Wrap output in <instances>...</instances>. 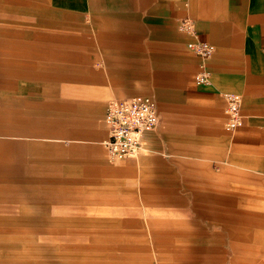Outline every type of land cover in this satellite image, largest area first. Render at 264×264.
Wrapping results in <instances>:
<instances>
[{
    "label": "rangeland",
    "instance_id": "1",
    "mask_svg": "<svg viewBox=\"0 0 264 264\" xmlns=\"http://www.w3.org/2000/svg\"><path fill=\"white\" fill-rule=\"evenodd\" d=\"M64 12L49 18L56 24L55 31L67 36L64 44L0 52V62L16 60L12 64L17 69L33 71L32 75H0V178L8 163L21 166L24 158L57 163L64 157L72 187L79 186L89 200L81 215L76 211L81 203L66 204L73 206L68 207L70 215L75 216V210L86 222L70 226V233L82 240L55 241L60 251L67 246L71 252L64 257L54 255V261L264 264V173L232 161L238 149L233 141L230 144L224 114L209 117L167 110L136 156L109 161L100 143L105 135L106 99L148 94L157 106L155 83H147L139 74H124L127 70L112 73L113 66L103 64L101 49L86 48V36L96 39L95 30L86 32L90 19L81 12ZM178 47L184 48L182 44ZM152 48L153 59L166 51L168 55L175 52L170 46L163 50L159 43ZM62 65L68 68L66 80L60 73ZM13 97L26 98L29 103L15 104L10 102ZM95 100L97 111L91 105ZM63 103L72 106L63 113L68 121L62 130L42 115L49 109L62 114ZM30 106L37 109L32 121L24 119ZM18 141L25 142L23 149L15 145ZM31 141L37 143L35 147H29ZM110 167L114 170L109 171ZM161 193L178 194L181 199L158 201L150 195ZM7 197V190L0 187V206L14 204ZM18 198L23 199L22 195ZM206 206L213 218L198 213Z\"/></svg>",
    "mask_w": 264,
    "mask_h": 264
},
{
    "label": "crops",
    "instance_id": "2",
    "mask_svg": "<svg viewBox=\"0 0 264 264\" xmlns=\"http://www.w3.org/2000/svg\"><path fill=\"white\" fill-rule=\"evenodd\" d=\"M64 11L81 12L90 19L86 32L95 30L96 39L86 36V48L101 49L103 64L112 65V73L127 70L124 74H139L147 83H155L159 122L144 140L157 131L167 110L209 117L224 114L226 120L223 92H233L240 98L242 124L230 131L225 129L230 144L233 141L238 149L232 161L264 173V0H0V52L64 44L67 36L58 34L56 24L49 20ZM184 15L194 20L199 37L213 47L205 60L210 71L206 84L195 83L200 58L186 48L187 37L177 30V20ZM113 20L119 21L113 25ZM81 40L84 43L82 32ZM157 43L163 50L170 46L175 52L168 55L166 51L153 59L152 47ZM180 44L184 48L178 47ZM12 62L17 61L2 59L1 76L33 74L17 69ZM59 68L66 80L67 65ZM111 97L119 96L107 99ZM10 102L28 104L29 100L13 97ZM91 105L97 111V101ZM71 106L60 104L62 114L49 109L42 118L63 130L68 121L63 113ZM36 113L37 109L30 106L24 119L32 121ZM27 144L35 147L37 143ZM15 145L23 149L25 142ZM2 168L6 174L0 178V187L7 190V199L14 204L0 206V211L5 212L0 215V264H67L63 258L54 261V255L64 257L71 252L67 246L60 251L55 241L82 240L70 233V226L84 225L86 219L75 213L81 215L84 203L89 201L81 195L79 186L72 187L67 161L62 157L57 163H40L24 158L21 166L8 163ZM37 171L45 173L35 174ZM150 195L158 201L181 199L178 194ZM150 195L147 197L152 198ZM68 202L81 203L76 211L73 209L75 216L68 213L73 207L66 205ZM200 209L198 213L203 217L213 218L207 206Z\"/></svg>",
    "mask_w": 264,
    "mask_h": 264
},
{
    "label": "built area",
    "instance_id": "3",
    "mask_svg": "<svg viewBox=\"0 0 264 264\" xmlns=\"http://www.w3.org/2000/svg\"><path fill=\"white\" fill-rule=\"evenodd\" d=\"M177 30L187 37L186 48L200 58L194 74L195 83H208L210 71L205 60L212 54V45L199 37L194 20L187 15L179 17ZM223 97L226 115L224 128L230 131L242 124L240 98L233 92H223ZM102 117L105 136L101 144L109 161L136 156L145 135L154 130L159 122L156 103L148 94L111 97L105 102Z\"/></svg>",
    "mask_w": 264,
    "mask_h": 264
}]
</instances>
